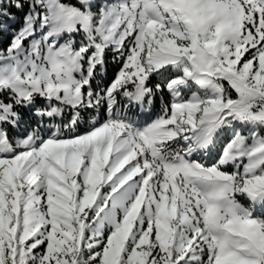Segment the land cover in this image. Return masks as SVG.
<instances>
[{
	"label": "snow or ice",
	"instance_id": "snow-or-ice-1",
	"mask_svg": "<svg viewBox=\"0 0 264 264\" xmlns=\"http://www.w3.org/2000/svg\"><path fill=\"white\" fill-rule=\"evenodd\" d=\"M13 9L0 264H264V0H0V32Z\"/></svg>",
	"mask_w": 264,
	"mask_h": 264
},
{
	"label": "trees",
	"instance_id": "trees-1",
	"mask_svg": "<svg viewBox=\"0 0 264 264\" xmlns=\"http://www.w3.org/2000/svg\"><path fill=\"white\" fill-rule=\"evenodd\" d=\"M73 2H75V0H73ZM13 11L16 12L17 21L14 24H11V27L9 28L8 32H0V47L6 46L7 43H9L11 40V32L13 31V29H18L21 26V21L24 12H17L15 9H13ZM120 68H121V63L114 61L112 53L109 52L106 56V70L103 73L98 74L97 78L93 81L94 87L98 85L99 87L103 88L109 85L116 78V75L119 72ZM164 99L165 100L169 99L167 93H165ZM160 109H161V100L158 97L152 112L150 114L140 115L139 119H143L146 121H148L149 119L150 122L152 119H155L156 112L160 113ZM101 118H103V114ZM87 127H88L87 123L81 124L80 131L81 132L85 131ZM227 135L229 139L230 134L227 133Z\"/></svg>",
	"mask_w": 264,
	"mask_h": 264
},
{
	"label": "rangeland",
	"instance_id": "rangeland-1",
	"mask_svg": "<svg viewBox=\"0 0 264 264\" xmlns=\"http://www.w3.org/2000/svg\"><path fill=\"white\" fill-rule=\"evenodd\" d=\"M159 114H160L159 112H156L155 113V117L157 115H159ZM140 120L141 121H146V120H143V119H140ZM148 121H149V119H148ZM229 134L231 136V133H229ZM227 141H228V135L227 134H225V135H223V136L220 137V139L218 140V143H217L218 146L216 147V149H214V151L211 154H209L207 157H205V159L207 160V162L209 164L215 162V160L219 156L220 150H222L223 146L227 143ZM228 170L229 171H232L233 169L232 168H229ZM241 202L242 203H245V204L247 203V201H245V200H241Z\"/></svg>",
	"mask_w": 264,
	"mask_h": 264
}]
</instances>
